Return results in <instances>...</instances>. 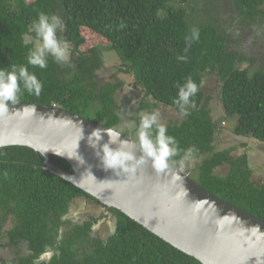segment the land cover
Segmentation results:
<instances>
[{
    "label": "trees",
    "instance_id": "1",
    "mask_svg": "<svg viewBox=\"0 0 264 264\" xmlns=\"http://www.w3.org/2000/svg\"><path fill=\"white\" fill-rule=\"evenodd\" d=\"M26 4L0 0V67L27 65L34 43L26 46L23 41L25 36L34 37L28 30L40 13L62 18L64 31L58 36L72 49L67 63L49 56L46 68L27 65L43 88L38 96L22 91L18 101L46 106L63 101V108L73 114L135 136L134 128L125 125L127 116L123 119L116 98L125 80L103 85L97 81L103 51H115L123 64L118 72L131 77L138 89L132 100L141 98L129 106L135 124L142 113L156 111L159 105L175 110L176 119L161 122L179 149L169 165L195 159L189 174L202 188L264 220V183L252 181L246 154L234 157L229 149L216 151L219 125L211 114L213 95H207L200 83L207 76L215 77L226 116L237 118L234 133L264 143V62L244 49L239 39L242 28H250L264 48V0H33ZM84 28L105 39L109 47L81 52ZM193 28L199 30V39L189 47L186 38ZM245 62L249 66L242 68ZM189 77L199 91L184 115L173 101L177 85ZM189 149L192 153L185 159ZM52 159L72 171L64 159ZM225 165V175L215 173ZM82 203V212L74 215L72 207ZM90 203L101 204L52 174L44 157L32 148H0V239L16 248L14 264H202L120 210L108 208V215H102L99 208L89 209ZM88 211L92 214L86 216ZM106 215L114 225L103 237L99 226ZM23 244L29 255H20Z\"/></svg>",
    "mask_w": 264,
    "mask_h": 264
},
{
    "label": "water",
    "instance_id": "2",
    "mask_svg": "<svg viewBox=\"0 0 264 264\" xmlns=\"http://www.w3.org/2000/svg\"><path fill=\"white\" fill-rule=\"evenodd\" d=\"M95 128L118 131L55 105L9 102L7 111L0 106V148H32L52 174L106 208L120 210L202 264H264L263 219L205 190L180 166L157 170L146 160L134 173L106 170L87 141ZM120 138L130 141L128 148L137 157L142 154L132 137L121 133ZM107 140L104 135L101 143ZM52 156L64 159L72 171Z\"/></svg>",
    "mask_w": 264,
    "mask_h": 264
},
{
    "label": "clouds",
    "instance_id": "3",
    "mask_svg": "<svg viewBox=\"0 0 264 264\" xmlns=\"http://www.w3.org/2000/svg\"><path fill=\"white\" fill-rule=\"evenodd\" d=\"M28 31L34 33V37L31 35L25 36L24 44L26 46L33 44L34 40L38 43H34L33 47L29 49L26 57L27 65L42 69L46 68L49 56L57 63H67L70 60V44L66 39L58 36V32L64 31V22L59 15L55 13L38 14V18L32 21ZM186 39L190 47L191 42L199 39V30L193 28L191 35ZM178 59L186 60V57L180 56ZM27 65L0 67V106L4 111H7L9 102L13 105L18 102L17 96L22 91L37 96L41 93L42 82L34 72L28 70ZM200 83L202 84L203 81ZM177 87L178 94L173 103L177 105L182 114L187 115L188 106L192 102L191 98L199 91V85L189 77L182 85L178 84ZM131 127L135 130V136L142 153L139 157H137L136 152L128 148L130 141L120 138L122 132H118L119 130L95 128L88 134L87 141L96 150V155L102 166L106 170H114L117 175L121 171H132L134 173L135 169L144 164L146 160H150L157 170L166 169L170 158L176 156L179 149L175 137L169 135L167 126L161 123L159 111L142 113L139 123L133 124ZM104 135H107L108 140L101 143ZM112 145H116V147H112ZM191 153L192 150L189 149L185 152L184 158L187 159ZM176 166L181 168V165ZM0 240L7 242L5 239Z\"/></svg>",
    "mask_w": 264,
    "mask_h": 264
},
{
    "label": "rangeland",
    "instance_id": "4",
    "mask_svg": "<svg viewBox=\"0 0 264 264\" xmlns=\"http://www.w3.org/2000/svg\"><path fill=\"white\" fill-rule=\"evenodd\" d=\"M17 0H8V2H13ZM20 1V0H18ZM33 0H22L23 3H27L26 5H29ZM228 17V16H226ZM230 18V17H229ZM82 35L85 38V44L79 47V50L83 53L89 52L92 48L97 47H109L106 43V40L103 39L101 36L97 35L96 33L92 32L90 29L84 28L82 29ZM239 39L244 46V49L249 51L251 54L256 53L258 56L260 55L261 62H264V48H262V42L258 39L257 36L254 35L252 32V29L250 28H242L241 32H239ZM33 43H38V41L34 40ZM70 47V52H71ZM104 55L102 57V66L98 70L100 72V76L97 79L98 83L103 85L107 82H117L118 80H125L126 85L122 88L116 98L117 103L120 105L118 107L119 111L123 114L124 118L126 119L125 115L127 116L126 119V126L129 123V127L131 125L135 124L134 121H137V119H132L133 114L131 116L129 115V106H132L137 103V101H140V99L132 100L134 99L133 95H138V89H135L132 86L133 79L131 77H127L121 72H118L119 68H122L123 64L122 61L119 60L118 54L115 51L106 49L103 51ZM248 62H245L242 66V68L248 67ZM218 83L216 82V78L213 76H207L203 80L202 89L206 92L207 95H209L212 99L210 102V109L212 111V116L215 122L219 125V130L217 131L215 135V148L216 151H222V150H231L232 155L234 157L246 154L248 156V162L249 166L252 170V181L256 185H261L264 183V143L252 138L251 136L248 137H242L234 133V128L237 124V118L236 117H227L226 113L223 109V105L218 99V96L216 94ZM60 107H63L64 102L60 101L58 102ZM156 111L161 112L160 115V121L169 120L171 118L175 119L177 118L175 114V110L172 107L165 108L163 105H159ZM181 118V117H180ZM133 121H128V120ZM182 119H180L181 121ZM128 121V122H127ZM136 124H138L136 122ZM123 128V127H122ZM119 130V129H118ZM122 132L121 130H119ZM123 133V132H122ZM135 135V133H134ZM131 137V135H129ZM133 139L138 143V140L136 139V136H132ZM246 144V145H245ZM202 161V158H200ZM195 159H189L186 163L181 165V170L185 173H190V168L193 165L192 163L195 162ZM228 171V167L222 166L218 167L215 171L218 175H225ZM83 210V207L81 204L74 205L72 207V213L75 215H79ZM73 214H70V216H74ZM71 217V218H72ZM110 224V225H108ZM111 223L105 222L101 223L99 226V230L102 233L103 237L106 236L108 233H111V229L113 227ZM10 228V225L7 226V229ZM97 233V232H96ZM4 241L0 242V262L6 261L11 262V256L12 252L8 249H3ZM46 256H49L46 254ZM45 258V256L43 257Z\"/></svg>",
    "mask_w": 264,
    "mask_h": 264
},
{
    "label": "flooded vegetation",
    "instance_id": "5",
    "mask_svg": "<svg viewBox=\"0 0 264 264\" xmlns=\"http://www.w3.org/2000/svg\"><path fill=\"white\" fill-rule=\"evenodd\" d=\"M129 136V135H128ZM82 206H85L83 203H82ZM95 209V210H97V208H99V212H100V214H107L108 215V208H106L105 206H103V205H101V204H99L98 205V207H97V205H95V204H92V203H90V206H89V209ZM98 211V210H97ZM90 214H92V211H88V215H86V216H89ZM100 214H98V216L100 215ZM104 216V218H103V221H104V223L105 222H110L111 223V217H108V216ZM85 216V217H86ZM108 225H110V224H108ZM0 242H1V240H0ZM2 248L3 249H8L9 247L6 245V242L4 241V243H3V246H2ZM21 248H22V251L20 252V255L21 256H26V255H29L30 253L27 251V248H26V244H23L22 246H21ZM13 249V250H12ZM12 249L10 248V250H11V252H12V256H11V262L10 263H8V262H6V261H1L0 262V264H3V263H7V264H14V257L15 256H17V254H16V248L15 247H12ZM9 250V249H8ZM9 250V251H10ZM46 255V254H45ZM44 255V256H45Z\"/></svg>",
    "mask_w": 264,
    "mask_h": 264
}]
</instances>
